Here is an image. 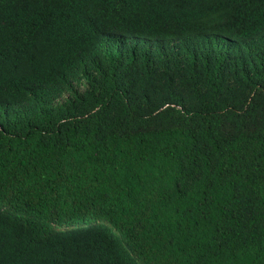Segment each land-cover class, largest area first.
Here are the masks:
<instances>
[{"label": "trees", "instance_id": "trees-1", "mask_svg": "<svg viewBox=\"0 0 264 264\" xmlns=\"http://www.w3.org/2000/svg\"><path fill=\"white\" fill-rule=\"evenodd\" d=\"M0 264H264V0H0Z\"/></svg>", "mask_w": 264, "mask_h": 264}]
</instances>
